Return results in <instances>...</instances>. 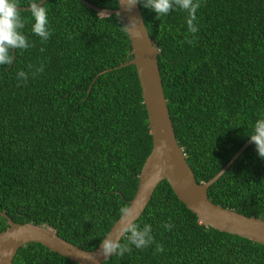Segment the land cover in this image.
<instances>
[{"label": "trees", "instance_id": "trees-1", "mask_svg": "<svg viewBox=\"0 0 264 264\" xmlns=\"http://www.w3.org/2000/svg\"><path fill=\"white\" fill-rule=\"evenodd\" d=\"M88 1L118 6L117 0ZM30 3L20 0L19 6ZM200 3L195 34L188 32L185 10L174 7L157 18L144 0L139 8L159 49L176 139L197 182H204L264 118V0ZM42 4L48 9L47 42L32 32L34 18L23 10L22 31L32 46L14 50L12 65H0V211L90 250L136 192L152 147L147 112L134 65L97 76L133 57L119 17L80 0ZM21 70L27 82L17 79ZM207 192L222 207L264 220V158L253 142ZM136 223L152 226L153 243L101 264H264V245L200 224L166 180ZM165 223L173 227L165 230ZM7 226L0 216V231ZM157 244L164 252L156 251ZM13 264L78 263L27 243Z\"/></svg>", "mask_w": 264, "mask_h": 264}, {"label": "water", "instance_id": "water-1", "mask_svg": "<svg viewBox=\"0 0 264 264\" xmlns=\"http://www.w3.org/2000/svg\"><path fill=\"white\" fill-rule=\"evenodd\" d=\"M45 1L39 0L38 4H42ZM80 1L99 13L117 15L123 26L128 25L130 20H136V30L141 33L138 38L135 35V30H133V33L126 32L130 39L133 54L130 60L118 66L104 69L97 75L99 76L115 68L134 65L139 80L142 99L147 112L152 147L139 171L136 192L128 202V206L134 213L135 221L149 203L157 185L161 181L166 180L176 197L187 209L196 215L200 224L264 245L263 219L247 216L233 209L222 207L212 202L207 192L208 187L217 181L241 155L243 150L252 143L250 138L239 147L214 176L207 181L197 182L195 174L186 160L183 148L179 145L175 136L158 66L159 49L152 43L139 3L134 5L129 11L120 5V0H117L118 6L116 8L99 7L88 0ZM18 7L22 10H30L29 5ZM13 54L15 58V51ZM90 88L91 85L87 91ZM161 140L167 142V148L164 150L163 156H160L156 151ZM156 165L165 168V172L162 175L157 174ZM168 165H172L170 170ZM0 216L4 217L8 224L5 229L0 231V264H13V257L17 250L27 243H40L78 264H101L110 257H104L101 254V242L97 247L86 250L59 236L45 225L32 222H15L3 211H0ZM120 223L121 217L119 216L104 238L109 234H113Z\"/></svg>", "mask_w": 264, "mask_h": 264}, {"label": "clouds", "instance_id": "clouds-1", "mask_svg": "<svg viewBox=\"0 0 264 264\" xmlns=\"http://www.w3.org/2000/svg\"><path fill=\"white\" fill-rule=\"evenodd\" d=\"M140 3V0H120V5L131 11L132 7ZM20 0H0V65H12L14 61V50H26L32 45L29 43L27 36L23 33L25 27V19L22 18L21 10L18 6ZM30 12L34 18L32 32L41 38V42H47L51 32L49 29L48 9L45 4H38V0H31ZM144 7L154 10L157 13V18L167 15L174 7L185 10L187 16L188 32L195 34L199 28L196 23L197 11L201 7L200 0H144ZM126 32L133 33L139 38L141 33L137 29V21L130 20L129 24L123 26ZM193 40H188V43H193ZM32 66L29 65V68ZM43 67L36 69V72H42ZM36 73L34 72L33 75ZM17 79H22L24 82L28 80V73L21 70L17 73ZM250 140L255 144L256 151L259 157L264 158V118L255 121ZM167 148V142L161 140L156 148L157 153L163 156L164 150ZM157 174L162 175L165 168L156 165ZM172 165H168L170 170ZM121 223L113 234H109L101 240V254L104 257H109L113 254L123 257L125 253H131L132 246L137 249L145 248L153 243L154 237L151 235L152 226L144 224L141 228L136 223L132 209L125 205L120 209ZM165 230H170L173 225L165 223ZM124 239L122 243L121 240ZM162 245H156L157 252H164Z\"/></svg>", "mask_w": 264, "mask_h": 264}]
</instances>
